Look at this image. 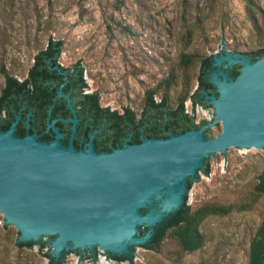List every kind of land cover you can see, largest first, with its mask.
Returning <instances> with one entry per match:
<instances>
[{
    "label": "rangeland",
    "instance_id": "rangeland-1",
    "mask_svg": "<svg viewBox=\"0 0 264 264\" xmlns=\"http://www.w3.org/2000/svg\"><path fill=\"white\" fill-rule=\"evenodd\" d=\"M49 37L62 42L61 65L82 67L85 90L97 93L99 105L137 113L145 90L158 84L153 98L173 106L195 85L199 59L222 46L245 55L264 48V0L249 6L245 0H0V89L4 73L25 77ZM182 55L192 59L183 65ZM202 109L195 120L207 116L208 107ZM208 167L186 191L190 208L247 201L264 168V149L228 151ZM263 218L264 192L247 210L206 216L199 224L203 244L193 251L181 252L166 237L156 249H131L130 261L67 251L61 264H246L248 241ZM17 234L0 222V264H47L36 245L16 248Z\"/></svg>",
    "mask_w": 264,
    "mask_h": 264
},
{
    "label": "water",
    "instance_id": "water-1",
    "mask_svg": "<svg viewBox=\"0 0 264 264\" xmlns=\"http://www.w3.org/2000/svg\"><path fill=\"white\" fill-rule=\"evenodd\" d=\"M210 58L208 81L216 93L210 88L204 94L207 116L173 134L165 131L166 137L125 138L96 152L90 133L77 150V119L63 83L56 95L72 113L66 146L59 143L56 119L47 124L55 133L49 142L35 133L16 136L19 116L0 131V222L17 229L16 241L47 239L53 259L70 250L129 255L166 214L186 207V183L203 173L207 160L264 149V54L250 59L222 46ZM234 64L238 73L232 77L226 69Z\"/></svg>",
    "mask_w": 264,
    "mask_h": 264
},
{
    "label": "trees",
    "instance_id": "trees-1",
    "mask_svg": "<svg viewBox=\"0 0 264 264\" xmlns=\"http://www.w3.org/2000/svg\"><path fill=\"white\" fill-rule=\"evenodd\" d=\"M245 1L247 6L251 4V0ZM61 45V40L49 37L44 46L39 48L33 55V62L27 69L25 77L22 79H17L14 76L4 73L3 85L0 89V118H3L2 130L7 128L13 118L12 115L11 117H8V115L12 113L13 108L20 105L21 101L29 105L36 102L38 107L42 108L43 112H45V109L52 101H64V98L55 95L56 88L58 84L64 80V76L60 75L55 87H51L50 83L46 80V74L50 71H55V69L50 70L48 66L56 65L65 69L59 65L57 60L61 51ZM263 54L264 48L246 53L250 59H254ZM190 59H192V57L182 55L180 57V63L186 65ZM210 63V56L199 59L195 75V85L191 90H189V87H186L177 98V106L169 111L166 110L165 97H160L158 100L153 98L154 92L160 86L159 84L145 90L140 106L142 110L138 115L127 107H123L122 111L118 112L106 106L99 105L96 92L83 91L86 85L82 77V67L78 63L72 65V70L76 74H71L69 76L74 82L72 84L68 83L62 88V91L64 93H69L74 107L78 105L81 110H85L86 114L91 116L94 129L101 126V130L98 132L101 140L97 142L95 151H109L114 145L120 146L125 138L126 134L124 128L126 119H130V122H132L133 127L136 129V134H138V136L134 139L135 141H140L139 135L141 132L146 137L161 138L167 136L165 131H170L173 134L174 130L187 128L195 124L196 122L193 114L185 112L183 102L188 98L192 105L198 104L202 108L208 107L206 101L202 100V96L208 92L210 88L216 93L213 84L208 81L207 77V73L211 68ZM227 70L232 77L238 73L236 65ZM202 90L205 92H202ZM200 92L202 95L198 97ZM2 112H5L6 116L3 117ZM24 129L25 126L22 124L21 128L18 130L23 132ZM208 171L209 167L207 160L203 173L207 174ZM195 179H197V176L194 180ZM192 182L193 180L186 183V189L189 188ZM263 192L264 168L257 173L256 182L249 192L250 196L247 201L223 204L204 202L194 208H190L186 203V195H184L182 201L186 207L182 211L175 209L166 214L153 227L150 239L142 245V247L156 249L160 242L168 237L175 241L181 252L193 251L203 244V235L199 231V224L206 216H222L234 210H247ZM142 232L143 227H139L138 233ZM13 244L18 249H30L33 245H36L38 250L42 252V255L46 258L47 264H61L67 253L66 252L62 258L53 259L49 255V249H47V251H42L44 247H47L46 241L26 242L15 240ZM70 251L78 252L77 250ZM108 256L116 261L131 260V253L129 255ZM87 258L94 259V255L87 252ZM246 264H264V218L256 226L248 241Z\"/></svg>",
    "mask_w": 264,
    "mask_h": 264
},
{
    "label": "flooded vegetation",
    "instance_id": "flooded-vegetation-1",
    "mask_svg": "<svg viewBox=\"0 0 264 264\" xmlns=\"http://www.w3.org/2000/svg\"><path fill=\"white\" fill-rule=\"evenodd\" d=\"M47 40H48V38L46 39V41ZM31 61L33 62V56H32ZM32 62H31V64H32ZM58 63H59V61H58ZM59 65H61V64L59 63ZM72 65L70 67H65V66L61 65L65 69H62L56 65L48 66V68L50 70L55 69V71H52V72L50 71L46 74V80H47V82L50 83L51 87H55L57 80L60 78V75L64 76V80L59 83V84L63 83L61 90L68 83L72 84L74 82V80L69 77L71 74H76L72 70ZM234 65H236V67L238 68L237 64H234ZM227 72H228V70H227ZM228 74H229V72H228ZM207 77H208V73H207ZM59 84H58V86H59ZM58 86L56 88V91L58 89ZM56 91H55V95H56ZM83 91L87 92L84 90V88H83ZM202 92H205V91L202 90ZM65 93H67V92H65ZM201 95L202 94L200 92L198 94V97H200ZM52 100H54V99H52ZM202 100H204V95L202 96ZM70 101H71V98H70ZM189 102L192 105L190 100H189ZM71 104L73 106V101H71ZM183 104H185V101L183 102ZM166 106H167L166 110L169 111L172 108H175L177 106V101L174 103L173 106H169L167 101H166ZM192 106H194V105H192ZM73 108L75 110V116L77 119V122L75 125V131H74V134L72 137L73 147H75V145H76L77 150L83 149L86 145V142L89 139V134L94 133L93 138H92V146H93V149L95 150V147L97 146V142L99 140H101L99 138V135H98V132L101 130V126L94 129L92 122H91V116L86 114L85 110L84 111L81 110L78 105H76L75 107L73 106ZM127 108H129V107H127ZM184 109H185V105H184ZM141 110L142 109L140 107L138 112L135 114L138 115L141 112ZM185 112L189 113L188 111H186V109H185ZM164 113H166V112H164ZM2 114H3V117L6 116L5 112H2ZM11 115L13 117L11 121H13L16 116H19L18 120L15 123V129L13 131V133L16 131V136H23L27 133H29V134L35 133L37 140L45 141V142H49L54 138L55 133L51 128H47V124L52 119H56V121L54 122V125L58 128V131L60 133H62V136L59 138V143L61 145H64V146H66L68 144L69 133H70V128H71L70 118L72 117V113L70 112L69 108L67 107L65 100L64 101H52L51 104H49L47 106V108L45 109V112H43L42 108L38 107L36 102H33V104L29 105V104H26L25 102L21 101L20 105L18 107L13 108L12 113H10L8 115V117H11ZM2 120H3V118H0V131H4V130H2V128H3L2 127L3 126ZM22 124H24L25 129L23 132H20L18 129L21 128ZM26 125H27V127H26ZM124 130H125V134H126L125 138H127L128 143L139 142V141L134 140L138 136V134H136V129L133 127L132 122H130V119H126ZM141 135H143L142 132L139 135L140 138H141ZM114 147H117V146L114 145L113 148Z\"/></svg>",
    "mask_w": 264,
    "mask_h": 264
},
{
    "label": "built area",
    "instance_id": "built-area-1",
    "mask_svg": "<svg viewBox=\"0 0 264 264\" xmlns=\"http://www.w3.org/2000/svg\"><path fill=\"white\" fill-rule=\"evenodd\" d=\"M84 90H85V88H84ZM184 105H185L186 111H188L190 114H193L194 112L198 113L199 111H201V112L204 111L200 105L195 104L194 106H192L188 99L185 101ZM201 118H204V117H201ZM197 121L198 120H195V122H197ZM202 174H204V173H202ZM201 176L203 177L204 175H201Z\"/></svg>",
    "mask_w": 264,
    "mask_h": 264
}]
</instances>
